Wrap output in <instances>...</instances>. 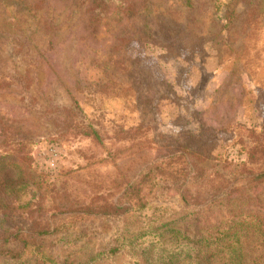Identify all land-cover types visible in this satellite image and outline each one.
I'll list each match as a JSON object with an SVG mask.
<instances>
[{
    "label": "rangeland",
    "instance_id": "obj_1",
    "mask_svg": "<svg viewBox=\"0 0 264 264\" xmlns=\"http://www.w3.org/2000/svg\"><path fill=\"white\" fill-rule=\"evenodd\" d=\"M46 1L40 19L51 24V36L30 34L25 42L27 55L38 57V65L23 67L31 71L29 87L0 90V141L25 142L11 148H23L24 161L50 185L46 219L59 215L57 203L67 210L107 191L119 198L122 189L109 191L119 173L136 182L153 162L194 141L204 142L209 166L246 161L249 129L264 127V0L219 9L224 32L225 19L237 16L226 37L211 28L208 0H199L198 19L185 20L191 25L184 28L160 13L117 16L115 3L102 13L107 4L100 0ZM154 1L166 8L174 0ZM118 37L136 40L116 52L114 61L122 65L107 67ZM228 38L233 47L225 45ZM10 40L0 37V72L14 74L17 69L6 64L15 57ZM73 108L89 122L103 120L102 146L68 128ZM2 124L10 128L5 134ZM118 130L136 136L123 139ZM171 195L178 204L177 194ZM215 220L216 214L205 221Z\"/></svg>",
    "mask_w": 264,
    "mask_h": 264
},
{
    "label": "trees",
    "instance_id": "obj_2",
    "mask_svg": "<svg viewBox=\"0 0 264 264\" xmlns=\"http://www.w3.org/2000/svg\"><path fill=\"white\" fill-rule=\"evenodd\" d=\"M100 1L107 4L102 13L115 3L119 5L115 15L121 13L132 20L146 13H160L171 25L176 21L184 28V24L191 25L185 20L198 19L195 16L199 0H171L166 8L154 0L139 5L127 0ZM234 3L245 8L238 0L205 1L213 10L211 28L220 30L224 37L237 26V16L232 14L225 19L228 24L223 26L228 29L224 32L219 9H229ZM46 8V0L35 4L27 0H0V37L11 38L9 44L15 56L7 59L6 64L17 69L14 74L0 72V90L29 87L31 71H23V67L38 65V57L27 55L30 48L25 42L30 41V34L41 32L51 36V24L40 19ZM132 40L136 39L117 38L107 67L113 63L115 67L122 65L114 61L115 54H123ZM229 41L226 40V46L236 43ZM70 116L73 120L69 129L103 145V120L89 122L79 116L76 108L71 109ZM2 128L4 134L10 130L6 124ZM130 131L118 130L120 138H135L136 133ZM142 136L146 138V134ZM16 143L25 145L24 141L16 142L7 136L0 141L3 264H264V127L249 129L243 163L221 161L220 165L209 166V156L202 150L204 142L194 141L153 162L136 182H127L119 173L109 183V191H124L117 199L107 191L87 204L67 210L57 203L59 215L54 214V220L44 216L45 194L50 185L36 177L24 161L28 155L21 154L23 148L12 150ZM173 192L179 198L178 204L173 201ZM258 204L260 209L256 208ZM214 214L215 223H207L205 220Z\"/></svg>",
    "mask_w": 264,
    "mask_h": 264
}]
</instances>
